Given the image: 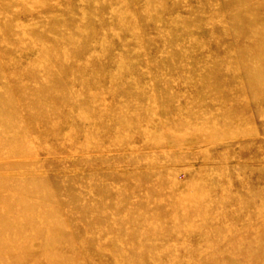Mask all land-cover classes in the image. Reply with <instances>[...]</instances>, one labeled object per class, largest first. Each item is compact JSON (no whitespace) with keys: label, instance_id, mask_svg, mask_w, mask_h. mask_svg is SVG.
Masks as SVG:
<instances>
[{"label":"rangeland","instance_id":"374dc122","mask_svg":"<svg viewBox=\"0 0 264 264\" xmlns=\"http://www.w3.org/2000/svg\"><path fill=\"white\" fill-rule=\"evenodd\" d=\"M0 264H264V0H0Z\"/></svg>","mask_w":264,"mask_h":264}]
</instances>
